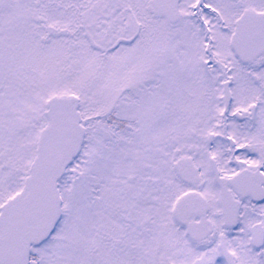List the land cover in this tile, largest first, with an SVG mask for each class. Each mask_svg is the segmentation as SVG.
<instances>
[{
	"label": "snow or ice",
	"instance_id": "obj_1",
	"mask_svg": "<svg viewBox=\"0 0 264 264\" xmlns=\"http://www.w3.org/2000/svg\"><path fill=\"white\" fill-rule=\"evenodd\" d=\"M0 264H264V0H0Z\"/></svg>",
	"mask_w": 264,
	"mask_h": 264
}]
</instances>
